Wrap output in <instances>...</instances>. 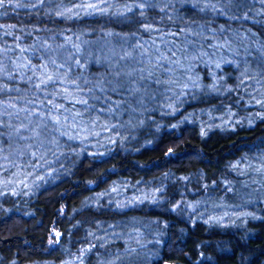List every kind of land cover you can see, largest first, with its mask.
I'll return each mask as SVG.
<instances>
[{
	"label": "rangeland",
	"instance_id": "obj_1",
	"mask_svg": "<svg viewBox=\"0 0 264 264\" xmlns=\"http://www.w3.org/2000/svg\"><path fill=\"white\" fill-rule=\"evenodd\" d=\"M43 1L39 13H57L54 0ZM191 1L203 10L201 21L191 24L202 41L201 52L135 35H105L103 29L112 23L110 14L122 0H89L96 5L93 20L100 36L96 31H65L59 34L61 41L48 47L33 41L15 12L0 7V73L15 71L39 79L51 95L31 97L29 116L37 126L29 129L30 136L40 133L43 139L54 134L55 146L78 176L89 183L97 181L109 196L118 194L115 201L100 197L101 205L110 201V207L122 208L125 199L145 208L160 205L120 226L80 206V199L90 195L80 193L60 207L69 225L54 227L44 238L29 239L5 222L16 217L31 227L43 221V210L29 195L4 191L0 193V264H264V253L227 261L216 243L194 239L181 224L200 230L239 226L250 233L252 242L264 235V219L246 208L196 196L201 188L215 185L227 201L245 200L264 185V0ZM215 2L230 4L243 16L238 25L227 28L222 43L203 50L205 41L214 36L210 9ZM196 11L187 9L192 16ZM62 73L99 78L111 98L94 92L79 95ZM192 92L202 94L206 104L193 114L194 134L203 148L200 158L183 159L179 154L188 149L176 147L154 172L113 168L122 149L141 162L144 146L168 134L180 135L170 127L164 130V116L188 102ZM79 140L84 144L78 145ZM223 142L237 148L212 161L206 148ZM5 178L1 172L0 182ZM107 235L138 246L119 259L105 257L94 241Z\"/></svg>",
	"mask_w": 264,
	"mask_h": 264
},
{
	"label": "trees",
	"instance_id": "obj_2",
	"mask_svg": "<svg viewBox=\"0 0 264 264\" xmlns=\"http://www.w3.org/2000/svg\"><path fill=\"white\" fill-rule=\"evenodd\" d=\"M43 4H45L43 0H5L3 8L15 12L25 21L33 41L44 47L53 46L61 41L59 34L65 31L74 34L96 31L99 36L101 35V32H98L100 28L93 20L95 11L88 7L89 0H54L58 11L57 13L53 11V14L47 16L37 11ZM188 8L197 9L196 16H199L188 14ZM202 12L203 10H198L191 0H122L110 14L111 26L103 30L105 35L110 37L135 35L143 39L158 40L174 47L189 46L191 50L201 52L202 41L193 33L191 24L201 21ZM210 13L214 36L205 41L203 50L208 49L209 44L222 43L227 28L238 25L243 16L230 4L223 2L212 4ZM205 56L207 58L209 55L205 54ZM202 58L204 60V57ZM198 60L201 61L200 58ZM62 74L63 77L59 76L79 95L85 96L94 92L111 98L108 89L99 78ZM49 92L44 82L39 79L26 78L15 71L0 73V173L3 172L7 177L4 182H0V193L5 191L11 195H29L44 212L40 224L27 227L28 224L20 219L10 217L6 220V225L23 232L29 239L44 238L54 227L58 228L60 225L66 227L64 223L70 224L65 212L61 213L62 202L68 198L76 200L80 197V193L84 192L90 195L80 199L79 205L91 209L96 217L106 218L111 222L110 224L121 226L130 222V218L135 214H146L158 209L160 206L158 204L153 208H145L136 204L130 205V201L126 199L125 202L123 200L122 208L110 207V201L101 205V198L109 195L104 190H100V185H96L97 181L89 183L71 169L66 158L60 154L54 144L56 141L54 134L48 133L43 139L40 133L37 134L38 136H30L29 129L37 126L29 116L31 97L38 95L51 97ZM192 94L188 102L174 111L167 112L164 116L166 122L164 130L170 127L180 135L168 134L156 144L144 146V160L141 162L124 155L122 149L116 154L117 160L113 168L132 173H151L163 166L164 160L169 155L168 151L176 147H180V150L188 149L179 154L183 159L200 158L203 148L198 146L194 134L193 114L198 111L197 109H204L206 104L202 94L196 92ZM84 141H77L78 145H83ZM236 148L237 145L223 142L220 146L206 148V153L213 161V158L220 159L228 151ZM7 162L9 163L5 164ZM127 186L130 190V183ZM248 190L250 191V188ZM117 196L118 194L112 195L107 199L114 200ZM196 196L203 201L246 208L249 213L264 219V185L258 192H253L251 198L245 200L230 198L227 201L221 188L215 185L201 188ZM178 222L181 223V220L178 219ZM181 224L194 239L216 243L227 261H233L231 259L234 258L236 263V257L247 260L264 253V235L252 242L249 240L250 233L245 228L232 225L226 229L211 227L208 230H200L184 225L183 222ZM94 242L95 248L100 249L103 256L111 259H119L130 251V248L138 246L121 239H111L109 235Z\"/></svg>",
	"mask_w": 264,
	"mask_h": 264
},
{
	"label": "snow or ice",
	"instance_id": "obj_3",
	"mask_svg": "<svg viewBox=\"0 0 264 264\" xmlns=\"http://www.w3.org/2000/svg\"><path fill=\"white\" fill-rule=\"evenodd\" d=\"M4 3H5V0H0V7H2L4 5ZM88 7L95 9L96 5L90 4V5H88ZM89 14H91V13H89ZM80 103L87 105V101H80ZM56 122L58 123V121H56Z\"/></svg>",
	"mask_w": 264,
	"mask_h": 264
}]
</instances>
